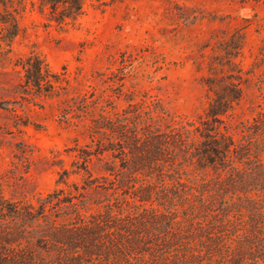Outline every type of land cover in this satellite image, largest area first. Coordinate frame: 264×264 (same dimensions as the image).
<instances>
[{"label":"trees","instance_id":"obj_1","mask_svg":"<svg viewBox=\"0 0 264 264\" xmlns=\"http://www.w3.org/2000/svg\"><path fill=\"white\" fill-rule=\"evenodd\" d=\"M118 1L0 0V55L22 32L28 4L67 29L88 6ZM240 49L241 37L232 38L207 63L201 83L210 95L196 122L92 120L95 149L80 153L85 167L92 154L101 161L99 176L85 169L82 188L92 192L73 183L74 192L57 188L33 202L9 200L0 187V264H264V105L238 137L224 120L242 96ZM14 65L24 93L59 96L61 80L41 55ZM79 170L62 169L56 182Z\"/></svg>","mask_w":264,"mask_h":264},{"label":"rangeland","instance_id":"obj_2","mask_svg":"<svg viewBox=\"0 0 264 264\" xmlns=\"http://www.w3.org/2000/svg\"><path fill=\"white\" fill-rule=\"evenodd\" d=\"M18 22L22 32L0 55V187L9 200L74 192L73 183L92 192L82 188L85 169L99 176L101 161L92 154L85 167L80 157L95 149L92 120L122 116L161 129L198 121L210 95L201 83L207 63L223 58L232 38L241 37L242 96L224 117L227 131L238 137L264 105V0H121L88 6L67 29L28 4ZM30 52L58 74L59 96L24 93L14 63ZM62 109L74 116L64 120ZM77 166L68 183L56 182Z\"/></svg>","mask_w":264,"mask_h":264}]
</instances>
